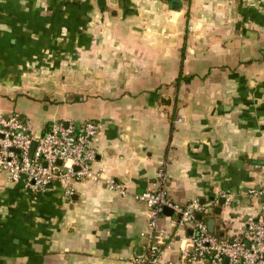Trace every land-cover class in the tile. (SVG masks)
<instances>
[{
  "label": "crops",
  "instance_id": "crops-1",
  "mask_svg": "<svg viewBox=\"0 0 264 264\" xmlns=\"http://www.w3.org/2000/svg\"><path fill=\"white\" fill-rule=\"evenodd\" d=\"M0 111L38 137L53 122L97 124L91 179L47 192L0 173V264H133L160 189L185 206L264 181V0H0ZM70 191V193H68ZM219 210V214H216ZM233 229L226 207L213 211ZM160 260L180 257V228ZM140 257V258H141ZM204 264V263H197Z\"/></svg>",
  "mask_w": 264,
  "mask_h": 264
},
{
  "label": "built area",
  "instance_id": "built-area-1",
  "mask_svg": "<svg viewBox=\"0 0 264 264\" xmlns=\"http://www.w3.org/2000/svg\"><path fill=\"white\" fill-rule=\"evenodd\" d=\"M99 128L93 122L80 126L53 122L40 136L32 137L19 117L0 111V173L5 175L7 183L21 182L25 190L33 193L47 192L56 182L91 179L124 195V186L91 171L95 160L92 140ZM33 141L36 145L30 155ZM166 180L161 164L155 174L160 189L135 195L138 202L147 206V246L145 255L133 258V264H264V181L246 191L244 197L249 200L246 206L253 210L243 215L237 208L244 206L242 196L236 198L227 191L216 195L208 204L198 199L185 206L171 204L162 189ZM215 207H226L234 213L237 226L232 235L217 236L209 232L202 217L211 214ZM164 208L171 210L173 225L182 231L177 261L160 260L162 247L168 240V234L159 225Z\"/></svg>",
  "mask_w": 264,
  "mask_h": 264
},
{
  "label": "rangeland",
  "instance_id": "rangeland-1",
  "mask_svg": "<svg viewBox=\"0 0 264 264\" xmlns=\"http://www.w3.org/2000/svg\"><path fill=\"white\" fill-rule=\"evenodd\" d=\"M254 201L252 200V203H253ZM237 208H239L240 210H244V208L243 207H237ZM248 213H250V211L249 212H246V211H243V215H245V214H248ZM212 214V213H211ZM212 216H214V217H216L217 219H216V221H217V226L218 227H222V228H225V229H228V230H231V229H233V226L235 225V223L234 222H231V221H227L228 219H224V218H222L221 216H217V215H215V214H212Z\"/></svg>",
  "mask_w": 264,
  "mask_h": 264
},
{
  "label": "water",
  "instance_id": "water-1",
  "mask_svg": "<svg viewBox=\"0 0 264 264\" xmlns=\"http://www.w3.org/2000/svg\"><path fill=\"white\" fill-rule=\"evenodd\" d=\"M35 145H36V142L33 141V142H32V145H31V149H30V155L32 154ZM57 164H60V162L58 161ZM201 203H203V202L201 201ZM215 212H216V214H219V210H216ZM171 213H172V212H171V210H170L169 208H164V209H163V214H164V215H168V216H169ZM197 219H199V217H197ZM207 227H208L209 232L212 233V232H213V227H214V220H213V219H210V220L207 222ZM141 256H142V254L138 255L139 258H140Z\"/></svg>",
  "mask_w": 264,
  "mask_h": 264
},
{
  "label": "trees",
  "instance_id": "trees-1",
  "mask_svg": "<svg viewBox=\"0 0 264 264\" xmlns=\"http://www.w3.org/2000/svg\"><path fill=\"white\" fill-rule=\"evenodd\" d=\"M212 214H214V212H212ZM212 214H207L206 216L202 217L205 222H207L209 217H213ZM214 234H216L217 236H220V234L217 233V231L213 232Z\"/></svg>",
  "mask_w": 264,
  "mask_h": 264
}]
</instances>
